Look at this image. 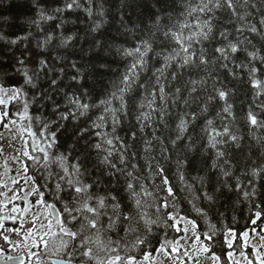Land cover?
<instances>
[{
  "label": "snow or ice",
  "instance_id": "6c2138e0",
  "mask_svg": "<svg viewBox=\"0 0 264 264\" xmlns=\"http://www.w3.org/2000/svg\"><path fill=\"white\" fill-rule=\"evenodd\" d=\"M30 4L35 31L0 34L6 49L27 42L8 60L0 51V129L20 165L15 176L7 159L0 165L4 264H26L8 247L25 248L32 264H264V158L252 151L264 150V0ZM79 13L91 21L83 37L65 34ZM245 73L253 102L238 118L227 78ZM178 192L207 231L182 213ZM229 193L247 203L252 237L210 223L208 209Z\"/></svg>",
  "mask_w": 264,
  "mask_h": 264
},
{
  "label": "trees",
  "instance_id": "16d2710c",
  "mask_svg": "<svg viewBox=\"0 0 264 264\" xmlns=\"http://www.w3.org/2000/svg\"><path fill=\"white\" fill-rule=\"evenodd\" d=\"M131 15V14H130ZM33 16V12L31 11L30 0H0V34H4L7 39H15L17 36H23L27 34L29 31H35L30 27L28 21ZM223 17H227V13L223 14ZM71 20L75 21L74 24H69L66 26L65 34H72L76 32L81 37H83V30L87 27L91 21L83 14L79 13V19L77 16L73 14ZM258 18V17H257ZM132 19H135V16H132ZM116 27H119V14L117 13L115 8L111 9V13L108 17V24L106 28L108 29V33L110 35L115 36ZM24 43L22 42L19 46L14 47L13 49H6L5 42L0 41V51L4 52V59L8 60L9 54L14 51L16 56H19L22 51H24ZM36 40L32 39L29 47L31 49H35ZM257 47H261L260 42H257ZM77 48L80 47L79 44L76 45ZM87 47V44L84 45ZM39 51V50H36ZM47 54V53H45ZM55 54V53H54ZM27 56L28 54L25 53ZM240 59H243L241 55ZM113 67H116V64L113 62ZM8 71H12L11 68ZM108 75H111L110 73ZM241 75L238 73V76ZM245 76V80H233L230 77L227 78V87L232 90L234 95L230 97L229 102L234 103L235 111L237 112L238 118L243 115V112L247 110L249 104L253 102V93L249 85L246 83V73L243 74ZM222 78L223 74H222ZM17 79H19L17 77ZM107 80V76H105V81ZM93 82L90 79L88 84L91 85ZM97 87L99 85L97 84ZM59 99V97H57ZM222 106V102H221ZM44 112L45 109H33L34 113ZM245 136L249 135L247 129L244 130ZM123 134V133H122ZM167 133H165L166 135ZM260 135H264V133H258ZM139 143V141H137ZM245 144H248V140H245ZM252 151L254 153V158L260 159L264 158V150L258 149L257 145L253 142ZM200 156L199 154H195V161L197 167L200 166ZM178 196H180L179 208L185 216L196 221L198 225V230L200 232L207 231L208 224L205 223V220L197 215L191 208V206L187 203L185 199H183L182 194L178 192ZM204 207H207L204 205ZM209 213V221L212 225H215L216 228L222 229L224 226L230 227L235 230L238 234L247 230L252 233L251 229L254 227L251 225L249 220V210L246 202H240L237 199L235 193H229L225 197H221L220 200L211 208L208 209ZM258 224L261 227H264V221H258ZM253 234V233H252ZM14 237V236H13ZM155 243V241H153ZM240 241L234 242L235 251L239 250ZM213 251H215L218 255L222 252H226L227 249L224 248L223 245V235H221L218 231L217 236L215 237V243L213 245ZM246 251L251 252L249 248ZM223 264V257H222Z\"/></svg>",
  "mask_w": 264,
  "mask_h": 264
},
{
  "label": "rangeland",
  "instance_id": "374dc122",
  "mask_svg": "<svg viewBox=\"0 0 264 264\" xmlns=\"http://www.w3.org/2000/svg\"><path fill=\"white\" fill-rule=\"evenodd\" d=\"M0 131L3 132L4 135V139L2 140V145H3V154L0 155V165L3 164V162L5 161V159H7V166L12 170L9 175L10 176H15L16 170L20 167L19 164H16L13 162V160L10 157H14L16 156V152L14 151L13 147H11L9 145V138H10V133H8L6 130L0 129ZM21 141L20 140H16L14 141V145L16 148H19ZM3 168L0 167V172H3ZM22 185V182H21ZM9 186L11 187V183L9 181ZM12 193L8 192V196H11ZM0 199H3V197H0ZM17 204H19L21 207H23V203L19 200L16 201ZM9 207H11V205H9ZM6 211V210H5ZM31 218V214H29V216L26 218L27 220H30ZM19 227V224L17 225H12L10 222L8 224H6V227ZM31 223H25L24 228L21 231V235L19 237H13V239H17V240H22L23 239V232L26 231L28 228H31ZM250 237L253 236L252 233L249 232ZM258 243V241L256 239H249V247L247 248V250L250 248L251 249V245ZM35 251V250H34ZM16 252H21V253H27V250L23 247L20 248H11L8 247L4 254H14ZM239 257H237L238 259ZM158 259L163 260V264H169L168 260H164L163 257H158ZM27 264H32L31 261H28ZM189 264H191V262H189ZM201 264H211V261H205V258L202 256L201 257Z\"/></svg>",
  "mask_w": 264,
  "mask_h": 264
},
{
  "label": "flooded vegetation",
  "instance_id": "af4514ba",
  "mask_svg": "<svg viewBox=\"0 0 264 264\" xmlns=\"http://www.w3.org/2000/svg\"><path fill=\"white\" fill-rule=\"evenodd\" d=\"M0 155H2V154H0ZM19 254H23V253H21V252H16V253H14V254H5L6 256H15V255H19ZM25 254V256H26V264H27V262H28V257H27V255H26V253H24Z\"/></svg>",
  "mask_w": 264,
  "mask_h": 264
},
{
  "label": "water",
  "instance_id": "95a60500",
  "mask_svg": "<svg viewBox=\"0 0 264 264\" xmlns=\"http://www.w3.org/2000/svg\"><path fill=\"white\" fill-rule=\"evenodd\" d=\"M5 255V254H4ZM6 256V255H5ZM15 256H18V257H24L25 260H26V256L25 254H19V255H15ZM0 264H4V261H3V258H0ZM9 264H11V262H9Z\"/></svg>",
  "mask_w": 264,
  "mask_h": 264
}]
</instances>
